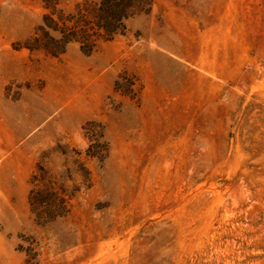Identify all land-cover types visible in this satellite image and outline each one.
<instances>
[{
  "label": "rangeland",
  "instance_id": "rangeland-1",
  "mask_svg": "<svg viewBox=\"0 0 264 264\" xmlns=\"http://www.w3.org/2000/svg\"><path fill=\"white\" fill-rule=\"evenodd\" d=\"M47 5L0 0V264H264V0H152L58 56Z\"/></svg>",
  "mask_w": 264,
  "mask_h": 264
},
{
  "label": "trees",
  "instance_id": "trees-1",
  "mask_svg": "<svg viewBox=\"0 0 264 264\" xmlns=\"http://www.w3.org/2000/svg\"><path fill=\"white\" fill-rule=\"evenodd\" d=\"M44 1L48 4L49 13L43 17V27L40 28L43 38H35V48H41L53 56L62 54L70 42H77L82 52L91 53L99 41H108L123 34L127 21L140 13L148 12L152 4V0H81L76 3L73 11L66 13L57 9L56 2ZM101 137V133L91 135V141L95 142L93 145L91 143V156L98 154L99 151H95L94 147L99 148ZM104 145L106 146V142ZM37 177L39 176L32 174L31 182ZM40 191L38 188L30 190L28 200L32 208ZM48 194L56 208L50 214L54 218L63 211L66 199L59 197L57 192L51 191Z\"/></svg>",
  "mask_w": 264,
  "mask_h": 264
}]
</instances>
